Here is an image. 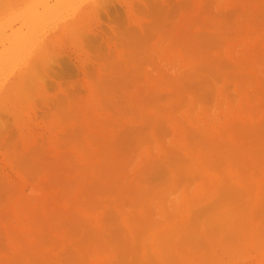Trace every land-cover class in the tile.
<instances>
[{
    "label": "rangeland",
    "instance_id": "1",
    "mask_svg": "<svg viewBox=\"0 0 264 264\" xmlns=\"http://www.w3.org/2000/svg\"><path fill=\"white\" fill-rule=\"evenodd\" d=\"M0 264H264V0H0Z\"/></svg>",
    "mask_w": 264,
    "mask_h": 264
}]
</instances>
